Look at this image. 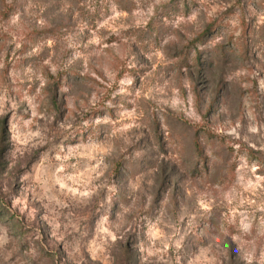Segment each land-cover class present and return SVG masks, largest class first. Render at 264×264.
<instances>
[{
  "label": "rangeland",
  "instance_id": "374dc122",
  "mask_svg": "<svg viewBox=\"0 0 264 264\" xmlns=\"http://www.w3.org/2000/svg\"><path fill=\"white\" fill-rule=\"evenodd\" d=\"M0 264H264V0H0Z\"/></svg>",
  "mask_w": 264,
  "mask_h": 264
}]
</instances>
